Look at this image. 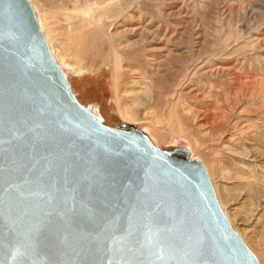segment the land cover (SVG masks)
<instances>
[{
  "label": "water",
  "instance_id": "water-1",
  "mask_svg": "<svg viewBox=\"0 0 264 264\" xmlns=\"http://www.w3.org/2000/svg\"><path fill=\"white\" fill-rule=\"evenodd\" d=\"M0 264H260L186 149L77 100L29 0H0Z\"/></svg>",
  "mask_w": 264,
  "mask_h": 264
},
{
  "label": "rangeland",
  "instance_id": "rangeland-1",
  "mask_svg": "<svg viewBox=\"0 0 264 264\" xmlns=\"http://www.w3.org/2000/svg\"><path fill=\"white\" fill-rule=\"evenodd\" d=\"M29 1L77 100L189 151L264 264V0Z\"/></svg>",
  "mask_w": 264,
  "mask_h": 264
},
{
  "label": "bare ground",
  "instance_id": "bare-ground-1",
  "mask_svg": "<svg viewBox=\"0 0 264 264\" xmlns=\"http://www.w3.org/2000/svg\"><path fill=\"white\" fill-rule=\"evenodd\" d=\"M100 24V23H99ZM233 68V67H232ZM224 69V68H223ZM194 71V70H193ZM211 71H214V70H211ZM216 72H217V69H216ZM215 72V73H216ZM233 72V71H232ZM218 73V72H217ZM216 73V74H217ZM234 75V74H233ZM234 77V76H233ZM235 78V77H234ZM238 86V85H237ZM259 87V86H258ZM239 91V90H238ZM238 91H237V93H238ZM264 94V93H263ZM143 95V94H142ZM247 95V94H246ZM262 100V99H261ZM259 107L261 106V105H258ZM230 108V107H229ZM120 110V109H119ZM249 110V109H248ZM121 113H122V116H123V118L124 119H126L127 121H130V120H132V117L130 116V115H128L129 113L127 112V110H124V109H121V111H120ZM218 112H220V111H218ZM254 112V111H253ZM252 112V113H253ZM196 114H199V113H196ZM220 114V113H219ZM221 114H222V112H221ZM227 114V113H226ZM249 114V113H248ZM195 115V114H194ZM218 115V114H217ZM217 115H216V117H217ZM243 115V114H242ZM222 116H223V114H222ZM205 117V116H204ZM218 117H220L219 115H218ZM226 117V116H225ZM222 117H220V119H221ZM227 118V117H226ZM213 119V118H212ZM212 119H210L211 121H212ZM216 120H217V122H218V124L216 125L215 123H216V121L214 122V124H213V128H215V129H213L214 131H220V130H222V127H223V120L222 119H224V118H222L221 120L220 119H218V118H215ZM226 120V119H225ZM212 123V122H211ZM211 125V124H210ZM209 128V127H208ZM211 128V127H210ZM211 131V130H210ZM208 133H210V132H208ZM207 133V134H208ZM211 135H212V133H211ZM210 136V135H209ZM221 141H223V136H222V139H221ZM188 154H189V159H191L190 158V153H189V151H188ZM192 160V159H191Z\"/></svg>",
  "mask_w": 264,
  "mask_h": 264
}]
</instances>
